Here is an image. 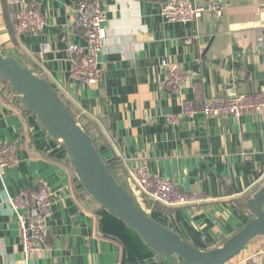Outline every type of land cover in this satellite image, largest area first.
<instances>
[{
	"label": "crops",
	"instance_id": "1",
	"mask_svg": "<svg viewBox=\"0 0 264 264\" xmlns=\"http://www.w3.org/2000/svg\"><path fill=\"white\" fill-rule=\"evenodd\" d=\"M84 1L105 14L102 78L94 86L73 77L66 51L68 42L85 44L75 21ZM217 1L221 17L181 23L164 20L161 0H26L45 23L16 34L14 8L0 0V54L38 69L40 75L34 74L50 84L71 116L90 128L105 163L116 164L118 184L136 205L203 252L221 247L255 219L246 204L264 187V110L240 118L180 117L185 99L200 108L211 97L264 90V49L257 46L264 37V0ZM44 44L49 53H42ZM161 62L188 76L177 92L166 88ZM11 144L17 162L0 177V264H182L158 255L85 193L62 141L0 77V146ZM140 163L151 177L204 199L183 207L153 204L128 178ZM37 186L47 188L51 199L48 236L41 252L26 260L9 200ZM243 259L264 264V235L224 264Z\"/></svg>",
	"mask_w": 264,
	"mask_h": 264
},
{
	"label": "built area",
	"instance_id": "2",
	"mask_svg": "<svg viewBox=\"0 0 264 264\" xmlns=\"http://www.w3.org/2000/svg\"><path fill=\"white\" fill-rule=\"evenodd\" d=\"M13 7V29L16 34L27 31H38L45 23L44 16L35 8L28 7L26 0H5ZM161 16L167 22H196L205 15L221 17L222 6L217 0L206 5H198L190 0H161ZM76 23L81 28L84 46L67 43L66 51L73 77L88 86L97 85L102 74L98 68V57L101 55L107 39L103 27L105 14L95 5L81 2L76 9ZM257 46L264 49V37L257 39ZM50 52V46L44 44L42 53ZM166 70V88L177 92L188 82V76L177 66L161 62ZM264 110V90L253 93L230 92L221 97H211L203 101L200 108L185 99L180 117L193 119L197 113L205 118L233 117L258 114ZM15 145L0 146V177L4 170L17 162ZM128 178L145 198L159 202L168 207L191 206L204 198L198 192L187 193L177 188L171 181L154 178L148 174L144 164H137L128 170ZM15 212L20 230L21 252L26 260L41 252L48 236L47 219L50 216L51 199L47 188L37 186L32 191L21 192L9 200ZM241 264H255L250 259H243Z\"/></svg>",
	"mask_w": 264,
	"mask_h": 264
},
{
	"label": "water",
	"instance_id": "3",
	"mask_svg": "<svg viewBox=\"0 0 264 264\" xmlns=\"http://www.w3.org/2000/svg\"><path fill=\"white\" fill-rule=\"evenodd\" d=\"M0 77L7 81L13 93L20 95L22 104L47 133L62 141L85 193L136 230L158 255L168 260L178 259L182 264H224L242 251L253 238L264 235L263 187L246 204L255 219L219 248L203 252L191 247L136 205L109 172L93 139L77 124L46 80L3 54H0Z\"/></svg>",
	"mask_w": 264,
	"mask_h": 264
},
{
	"label": "trees",
	"instance_id": "4",
	"mask_svg": "<svg viewBox=\"0 0 264 264\" xmlns=\"http://www.w3.org/2000/svg\"><path fill=\"white\" fill-rule=\"evenodd\" d=\"M33 73H35L36 75H40V72H39V70L38 69H33ZM4 80V79H3ZM5 81V80H4ZM5 83L8 85V88H9V91H10V85L7 83V81H5ZM11 93V92H10ZM61 101V100H60ZM63 101V100H62ZM65 107H66V109L69 111V112H71V110H70V108H69V106L65 103V102H61ZM74 119L76 120V122H77V124L82 128V130L85 132V133H87L92 139H93V142H94V146H95V148H96V150L99 152V149H98V146H97V144H96V141H95V139H94V137H93V134L91 133V131H90V128L87 126V124L82 120V119H79V118H76L75 116H74ZM99 154H100V152H99ZM104 161V160H103ZM104 163H105V161H104ZM107 166H108V170H109V172L114 176V178L116 179V181L119 183V181H118V177H117V174H116V168H117V166H116V164H114V163H105ZM120 184V183H119ZM121 185V184H120ZM149 203H152V202H149ZM160 204V205H163V204H161V203H159V202H156V201H154V203L153 204ZM163 206H165V205H163Z\"/></svg>",
	"mask_w": 264,
	"mask_h": 264
}]
</instances>
